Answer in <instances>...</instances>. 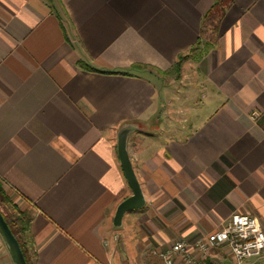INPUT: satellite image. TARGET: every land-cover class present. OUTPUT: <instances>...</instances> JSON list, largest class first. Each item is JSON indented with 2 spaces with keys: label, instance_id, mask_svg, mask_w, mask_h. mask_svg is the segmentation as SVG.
I'll use <instances>...</instances> for the list:
<instances>
[{
  "label": "crops",
  "instance_id": "1",
  "mask_svg": "<svg viewBox=\"0 0 264 264\" xmlns=\"http://www.w3.org/2000/svg\"><path fill=\"white\" fill-rule=\"evenodd\" d=\"M52 1L0 0V183L27 223L29 263L159 264L172 241L234 213L264 230V0H231L214 46L183 62L178 83L218 96L188 127L153 80L195 44L214 0ZM123 133L144 203L116 226L131 194ZM211 259L232 264L220 248ZM0 264H13L1 236Z\"/></svg>",
  "mask_w": 264,
  "mask_h": 264
},
{
  "label": "built area",
  "instance_id": "2",
  "mask_svg": "<svg viewBox=\"0 0 264 264\" xmlns=\"http://www.w3.org/2000/svg\"><path fill=\"white\" fill-rule=\"evenodd\" d=\"M232 264H257L264 258V230L251 213H234L218 228L189 241L178 238L166 250L156 252L159 264H205L218 249ZM209 264H216L214 259Z\"/></svg>",
  "mask_w": 264,
  "mask_h": 264
},
{
  "label": "rangeland",
  "instance_id": "3",
  "mask_svg": "<svg viewBox=\"0 0 264 264\" xmlns=\"http://www.w3.org/2000/svg\"><path fill=\"white\" fill-rule=\"evenodd\" d=\"M217 34L218 30L213 31L212 25L210 26L208 23H205L201 38L214 40ZM189 60L190 59L186 61ZM181 75L182 70L180 71L178 79L174 78L171 74H161L159 77H155L153 81L159 86H162V84H168L165 86V93H167V100L169 102V107L166 109L168 113L167 116H172L171 118L174 119V122L178 127H188L197 124L207 112L211 111L217 105L218 96L217 92H213L209 88L203 89L200 85L185 89L180 83H178L181 82ZM191 81L194 80L191 79ZM187 83L188 82H185L183 85ZM188 89L189 91H187ZM204 95L206 96L205 98ZM175 105H177L180 111L176 110ZM174 108L177 112L172 110ZM169 120L170 119L168 118L163 119L161 125H166ZM161 129L163 130V127H161ZM0 208L7 217H14L16 215V211L7 203H0Z\"/></svg>",
  "mask_w": 264,
  "mask_h": 264
},
{
  "label": "trees",
  "instance_id": "4",
  "mask_svg": "<svg viewBox=\"0 0 264 264\" xmlns=\"http://www.w3.org/2000/svg\"><path fill=\"white\" fill-rule=\"evenodd\" d=\"M46 2L51 8L53 7L52 0H46ZM230 2L231 0H214L210 8L203 14L199 36L195 44L189 48L187 53L183 55H179L175 60V62L173 63V65L167 70L163 71L162 74H171L174 76V78L178 79L180 76L181 66L184 61L190 59L193 62H197L214 46L215 39L210 40V39L201 38V35L204 30V25L205 23H208V25L210 26L212 25L213 31H217L219 19L222 17L226 7L228 6V4H230ZM77 66L84 70L96 71L93 67L89 66L86 62L82 60L77 61ZM146 67H147L146 65H141V64L131 65V68L133 69H140ZM115 73L127 74L126 72H115ZM0 203L2 204L9 203V199L5 195V192L1 187V183H0ZM0 212L3 215V218L7 222V225L9 226L11 232L13 233L19 244V247L22 251L26 264H30L28 251L26 249V243H25L26 242L25 233L27 231V223L18 221L16 218L7 217L6 214L2 212L1 208H0Z\"/></svg>",
  "mask_w": 264,
  "mask_h": 264
},
{
  "label": "water",
  "instance_id": "5",
  "mask_svg": "<svg viewBox=\"0 0 264 264\" xmlns=\"http://www.w3.org/2000/svg\"><path fill=\"white\" fill-rule=\"evenodd\" d=\"M117 154L125 180L131 190V194L126 198H124L123 200H121L116 206L113 216V224L116 226L120 224L122 215L126 211L139 208L144 203V198L140 185L137 181V178L131 167V163L124 148V133L120 134V136L118 137ZM0 236L10 255L12 263L26 264L22 251L19 247V244L15 236L11 232L9 226L7 225V222L3 218L1 212H0Z\"/></svg>",
  "mask_w": 264,
  "mask_h": 264
}]
</instances>
